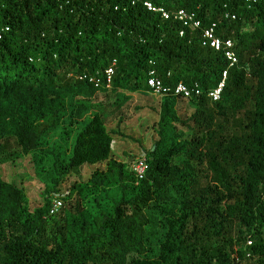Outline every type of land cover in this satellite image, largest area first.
I'll return each instance as SVG.
<instances>
[{
	"label": "trees",
	"instance_id": "16d2710c",
	"mask_svg": "<svg viewBox=\"0 0 264 264\" xmlns=\"http://www.w3.org/2000/svg\"><path fill=\"white\" fill-rule=\"evenodd\" d=\"M150 1L194 12L202 28L133 0H0V165L37 152L78 98L150 91L152 70L166 85H187L194 110L183 120L180 97H162L141 180L133 172L125 181L100 113L77 133L42 207L31 210L0 171V264H264V0ZM212 23L233 41L235 66L203 45ZM114 62L109 88L78 77ZM105 162L120 173L117 189L62 197L65 175ZM58 196L63 206L51 214Z\"/></svg>",
	"mask_w": 264,
	"mask_h": 264
},
{
	"label": "rangeland",
	"instance_id": "374dc122",
	"mask_svg": "<svg viewBox=\"0 0 264 264\" xmlns=\"http://www.w3.org/2000/svg\"><path fill=\"white\" fill-rule=\"evenodd\" d=\"M68 111L62 116L59 126L50 132L38 150L31 156L16 153L15 158L0 165L3 177L22 188L29 199L31 210L45 204V189L53 186L64 161L68 159L75 137L80 129L95 113L103 114L109 130L114 131L113 159L122 164L125 181H130L140 158H147L151 147L159 140L158 122L160 120L162 97L145 91L121 93L118 96L78 98L72 101ZM177 108L179 116L185 120L193 113L187 98H180ZM177 131L183 138H189L186 126L178 124ZM44 151V152H43ZM135 175V174H134ZM98 178L103 184L93 182ZM120 173L109 162L77 167L64 176L59 188L66 200L81 191V197L89 199L102 186L117 189ZM102 185V186H101Z\"/></svg>",
	"mask_w": 264,
	"mask_h": 264
},
{
	"label": "built area",
	"instance_id": "2783aa9c",
	"mask_svg": "<svg viewBox=\"0 0 264 264\" xmlns=\"http://www.w3.org/2000/svg\"><path fill=\"white\" fill-rule=\"evenodd\" d=\"M137 2H142L143 6L146 7L149 11L155 12L157 14L162 15L164 19H171L172 17L181 21L184 28H202V21L196 16L194 12H189L185 9H179L178 11H170L164 6H156L150 0H133V4ZM217 24L212 23L210 26L203 28L204 40L203 45L209 46L217 51H222L224 53L225 58L229 62V67H233L238 63V57L236 52L233 49L234 43L231 39H222L217 35ZM184 34V30L181 31V35ZM115 62L113 65L108 67L103 74L99 75H80L78 76L80 79L88 80L89 82L95 84V86L99 87L103 83H106V86L109 88L112 85L113 77L115 74ZM229 69H226L223 72V78L217 88L210 92V97L214 101H218L221 99L223 89L226 85V79L228 76ZM148 85L150 87V91L160 97H164L166 95H175L177 97L187 98L189 99L192 96V91L185 85L183 82L178 83L175 87L164 84L162 79H160L155 70L150 71L148 77ZM196 94H200V91L197 90ZM147 160L146 158H140L136 167L135 174L138 180H141L145 177L147 171ZM63 206V200L61 197H55L52 201V207L50 210L51 214L57 213ZM251 244V242H249ZM237 264H245L237 257Z\"/></svg>",
	"mask_w": 264,
	"mask_h": 264
},
{
	"label": "crops",
	"instance_id": "0c3cea01",
	"mask_svg": "<svg viewBox=\"0 0 264 264\" xmlns=\"http://www.w3.org/2000/svg\"><path fill=\"white\" fill-rule=\"evenodd\" d=\"M145 92H146V93H148V92L151 93V91H145ZM135 94H137V93H135ZM135 94H134V95H135ZM179 101H180V100H179ZM179 103H180V102H179ZM179 103H178V104H179ZM90 166H94V165H90Z\"/></svg>",
	"mask_w": 264,
	"mask_h": 264
}]
</instances>
